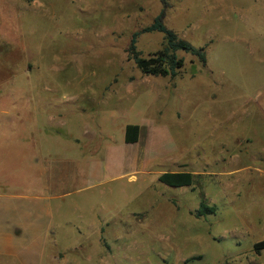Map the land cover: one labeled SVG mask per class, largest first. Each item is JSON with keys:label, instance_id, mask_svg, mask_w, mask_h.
<instances>
[{"label": "rangeland", "instance_id": "374dc122", "mask_svg": "<svg viewBox=\"0 0 264 264\" xmlns=\"http://www.w3.org/2000/svg\"><path fill=\"white\" fill-rule=\"evenodd\" d=\"M161 15L206 65L180 51L184 69L165 78L129 59ZM164 37L145 33L138 50L149 58ZM127 124L142 125L139 147L122 143ZM46 126L89 149L94 131L105 178L88 187L68 169L60 256L44 264H264V0H0V128ZM16 142L0 144L2 178L27 163ZM137 148L148 174L128 159ZM165 171L194 185L169 187ZM203 199L216 213L198 219Z\"/></svg>", "mask_w": 264, "mask_h": 264}, {"label": "crops", "instance_id": "0c3cea01", "mask_svg": "<svg viewBox=\"0 0 264 264\" xmlns=\"http://www.w3.org/2000/svg\"><path fill=\"white\" fill-rule=\"evenodd\" d=\"M140 127V140L127 144L124 135L122 143L125 146L141 145L142 125ZM26 129L23 136L16 128H0V144L18 141L13 145L23 146L21 149L25 150L20 154L28 156L21 172L0 177V264H44L50 252L59 257L60 242L52 230L56 224V213L62 208L54 202H59L65 196L60 191L67 186L68 169L73 176L71 181H83L88 187L93 186L94 182H103L105 178L103 166L99 161H94V131L89 137V149L72 130L62 135L47 126L43 130L34 127ZM22 139L25 142L19 141ZM29 144L32 148L30 153ZM138 149L130 151L132 153L128 151V159L137 167L136 172L148 174L155 165L147 155L140 159ZM25 187H29L30 191H22Z\"/></svg>", "mask_w": 264, "mask_h": 264}, {"label": "trees", "instance_id": "16d2710c", "mask_svg": "<svg viewBox=\"0 0 264 264\" xmlns=\"http://www.w3.org/2000/svg\"><path fill=\"white\" fill-rule=\"evenodd\" d=\"M159 32L164 34L165 44L163 48L152 54L149 58L143 57L138 50L137 43L141 35L145 33ZM183 51L196 56L201 63L206 65L207 58L204 48H195L192 44L178 37V35L167 28L162 21V15L155 22L141 30L135 32L132 36L128 48L129 59L134 60L138 69L145 75L155 77L176 78L185 67V58L180 57L178 52ZM141 127L137 124H129L125 129V142L134 144L140 140ZM159 182L173 188L192 187L195 177L190 172H165L158 177ZM216 208L211 207L203 199L200 207L196 210L195 216L200 219L204 216L214 215ZM256 244L255 248L260 251V246Z\"/></svg>", "mask_w": 264, "mask_h": 264}]
</instances>
